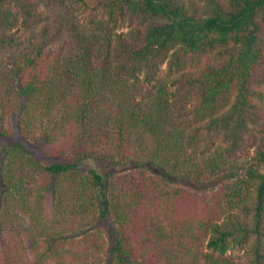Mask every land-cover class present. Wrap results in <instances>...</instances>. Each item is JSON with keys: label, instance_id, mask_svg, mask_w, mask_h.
I'll return each instance as SVG.
<instances>
[{"label": "trees", "instance_id": "obj_1", "mask_svg": "<svg viewBox=\"0 0 264 264\" xmlns=\"http://www.w3.org/2000/svg\"><path fill=\"white\" fill-rule=\"evenodd\" d=\"M0 138V264H264V0H0Z\"/></svg>", "mask_w": 264, "mask_h": 264}, {"label": "rangeland", "instance_id": "obj_2", "mask_svg": "<svg viewBox=\"0 0 264 264\" xmlns=\"http://www.w3.org/2000/svg\"><path fill=\"white\" fill-rule=\"evenodd\" d=\"M55 5H56V3H50L48 6L41 7L40 9H41L42 13L45 16H49L50 13L54 11L52 9L55 7ZM58 5L62 7V5H60V4H58ZM67 5H68V3H67ZM67 9L68 8H66V10ZM45 16H44V18H45ZM12 27H13L12 30L13 31H16V34H19L22 37H25L28 34H31V33L34 34L37 31V29L40 27V23L39 24H36L33 27H31V28L28 29L26 27H23V25L21 24V21L18 20L17 22L14 23V25ZM165 70H166V65L163 64L162 71H161V75H163L162 76V81H164L163 78H164ZM10 139H13V140L14 139L23 140L18 135L17 131H15L14 135ZM7 142H8V139L7 138H0V146L1 147H2L3 144H5ZM24 142L28 145L29 148H31L33 150L34 154L37 157L46 158V159H52V158H54V157L45 156L43 154V145L33 146V145L29 144L27 141H24ZM250 155H251V153L249 152L247 158H244L241 161L244 164V166H245L243 170H240L237 173L238 175H241V177H242V175H244L246 167H248L249 164L251 163ZM92 165H95V163H92L90 161L81 162V164H80V166L81 167H84V168H88L89 166H92ZM97 166L99 167V170L102 173L110 174V173H114V172H119V171L127 170L130 167V162H128V161H122V162L118 163V162H116V160H113V161L100 162L99 164H97ZM104 225L108 227V230H110V231H113L114 230L112 223H110V222L107 221L106 223H104Z\"/></svg>", "mask_w": 264, "mask_h": 264}]
</instances>
